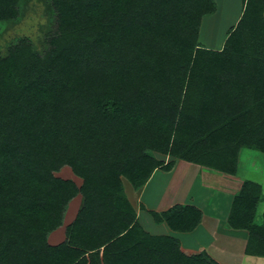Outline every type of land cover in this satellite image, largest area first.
I'll use <instances>...</instances> for the list:
<instances>
[{"label":"trees","instance_id":"16d2710c","mask_svg":"<svg viewBox=\"0 0 264 264\" xmlns=\"http://www.w3.org/2000/svg\"><path fill=\"white\" fill-rule=\"evenodd\" d=\"M50 2L43 51L20 38L0 55V264H220L147 232L122 178L138 189L176 159L236 174L244 148L264 155V0H242L219 49L198 39L215 0ZM17 4L0 0V25ZM63 166L79 185L55 174ZM262 192L245 178L227 225L264 257ZM77 195L64 239L49 243ZM150 213L175 231L202 214L190 203Z\"/></svg>","mask_w":264,"mask_h":264},{"label":"crops","instance_id":"0c3cea01","mask_svg":"<svg viewBox=\"0 0 264 264\" xmlns=\"http://www.w3.org/2000/svg\"><path fill=\"white\" fill-rule=\"evenodd\" d=\"M220 1L221 0H215L216 10L213 13H211L212 15L211 14L208 15L215 16L216 14H218V12L221 13L220 8H223V5L220 4L221 3ZM236 1L238 4L237 7H233L232 9L224 11L225 14H229L231 17V19L229 20L231 22H228L231 23L230 27L236 25L242 12V0H236ZM263 15H264V8H263ZM204 17L201 20V24L202 21L204 20ZM224 19H226V16L220 19L218 17L215 18V20L219 21L216 22L219 29H220L221 20L224 21ZM201 24H200L199 36H198L200 43L209 48H213V47H215L214 49L221 48L226 38V34L228 30L226 31L225 36H223L221 40L217 41V37H214V35H212L211 37L207 38V41L210 44L203 43L200 39ZM227 27L229 26H225L224 29H226ZM257 158L259 157H256L255 153H250V155H246L247 162L254 161L253 164L248 168L254 171H257L258 167L262 168L261 166L257 165ZM185 161L186 160L183 159H176L175 164L168 171L162 170L160 168H156L151 174L148 181L143 186L135 190L132 187L130 191L127 190V188L126 190L124 188L125 193L129 201L131 202L133 208L135 209L137 214V219L139 221L140 218L139 216L141 215L142 210H146V211L147 210L150 211V209L156 210V208H154L156 206L155 204H153L155 203L154 200H151L152 202L146 203L142 201L143 200L142 197L145 194V192L148 190V186L150 185V183L154 180L156 173L158 171L162 172L161 174L163 175V178L161 179H163L165 182L162 184L160 190L162 193H165V197H166L165 201L163 202L165 203L163 204L164 209H167L168 207H170L175 203H184V204L190 203L197 206L201 210L202 212L201 221L191 231H175L169 228V226L165 222H158L164 224L163 227H158L159 229H161L158 230L159 232L156 233H151L149 231L147 232L151 234H167L177 237L180 240L181 249L188 254L196 253L201 250H204L218 263L232 264L227 262V259L221 260L217 255L214 256L213 253L219 254L220 256H224V254H222L224 252L226 254L237 252L239 254L246 255V253L244 252V247H245L248 231L243 228H232L227 225V218H228L233 195L239 189L242 181L244 180V178H240L237 176V174L240 173L239 168L241 167L240 165L241 157L239 161V168L236 174H229L215 169L216 171L223 173L224 178H222L223 179L222 183L219 182L218 180L216 182V185H212V186L210 184L206 185L205 184L206 182L202 180V175L205 179L207 178V176L205 174L201 175V171H202L201 169H197V168L194 169L189 166V164L193 162H189V161L185 162ZM261 161L263 164V169L261 170H264V161L263 160ZM194 164L195 163H193V165ZM209 172L213 174L212 171ZM168 192H171L170 197ZM149 197L151 196L148 195V198ZM75 198H77V200L79 198V200L77 201L75 208L64 215L63 224L58 228H56L55 230L49 232L47 236V240L49 243L56 244L64 239L65 225L70 221H72L80 205V197L77 195ZM263 212L264 210L262 211V213ZM262 213H261V217H262ZM200 233L209 235L210 237L206 242H199V243L195 242L193 244L194 246L187 244L186 242H185L186 244H184V242L179 238L180 235H200Z\"/></svg>","mask_w":264,"mask_h":264},{"label":"rangeland","instance_id":"374dc122","mask_svg":"<svg viewBox=\"0 0 264 264\" xmlns=\"http://www.w3.org/2000/svg\"><path fill=\"white\" fill-rule=\"evenodd\" d=\"M223 5V8H220L221 13L218 12L215 16L208 15L204 17V20L201 24V31H200V39L203 43H208L207 38L214 35V37H217V41L221 40L223 36H225L226 31L230 28V24L228 22L231 19L229 14H225V10L232 9L233 7H237V1L236 0H221L220 1ZM234 3V5H233ZM17 17L13 19L12 21L5 23L3 25H0V55H5L7 47L11 44V42L16 41L20 38L26 39L28 42L31 43L32 47L37 52H42L43 49L46 47V38L50 36L55 27H56V19H55V12L54 8L51 6L50 0H18L17 4ZM228 13V12H227ZM228 15V17H227ZM226 16V19L221 20L220 29L216 22H219L218 20H215L216 17L224 18ZM215 24V26H214ZM229 24V25H227ZM225 26H229L226 29ZM216 28V29H214ZM215 48V47H213ZM255 153V156L257 155L259 158H257V165L261 166L262 168L258 167L257 171H254L250 168L254 161L247 162L246 155H250V153ZM156 155L163 159L164 161H167L171 159L168 155H163L160 153H156ZM241 157V167L239 168L240 173L237 174L240 178H249L252 180H255L257 182H260L262 184L263 188V195H264V170L263 164L261 160H264V155L253 151L247 148H244L241 151L240 154ZM186 162V161H185ZM188 163V162H187ZM246 164V165H245ZM190 167L194 169H201V175L205 174L207 178L205 179L202 175V180L206 182V185H216V182L219 180V182L222 183V178H224V174L216 171L215 169L208 168L205 166L200 165H193V163L189 164ZM202 167V168H201ZM181 168V167H180ZM209 171H212L213 174H211ZM205 172V173H204ZM162 172L158 171L156 173V176L154 180L150 183L148 186V190L145 192V194L142 197L143 202H152L151 200H154L155 206L157 212H160L164 210L163 203L165 201V193H162L160 188L162 184L165 182L163 179ZM56 175L64 177V178H71L75 181L77 185L81 183V178L75 176L69 166H63L60 168L59 171L55 172ZM160 176V177H159ZM123 185L126 190H129L132 188L130 182L127 178L123 177ZM203 182V183H204ZM135 190V189H134ZM128 192V191H127ZM149 192V193H148ZM208 192V191H206ZM169 197L171 196V192H168ZM148 195L151 197L148 198ZM168 196V195H167ZM80 197V196H79ZM79 200V198H78ZM77 198H74L70 201L68 204L65 214L71 211L75 208V205L77 203ZM151 210V209H150ZM264 210V199L258 203L257 206V215L256 219L257 221H260L262 219L261 213ZM139 222L140 224L145 228L146 231H149L151 233L159 232L158 227H163L164 224L158 223L154 220L153 215L150 213V211L142 210L141 215L139 216ZM162 225V226H161ZM60 230V229H58ZM200 233V235H180V239L184 242V244H190L194 246L193 244L199 243V242H206L209 239V235ZM186 242V243H185ZM214 256L217 255L221 260L227 259V262L232 264H264V257L263 256H252V255H244L239 253H230L226 254L225 252L222 253L224 256H220L219 254L213 253ZM221 254V253H220Z\"/></svg>","mask_w":264,"mask_h":264}]
</instances>
